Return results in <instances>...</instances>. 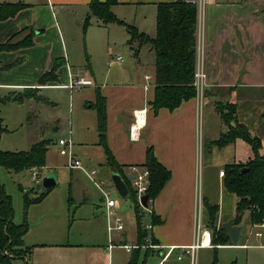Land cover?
Masks as SVG:
<instances>
[{"label":"crops","instance_id":"1","mask_svg":"<svg viewBox=\"0 0 264 264\" xmlns=\"http://www.w3.org/2000/svg\"><path fill=\"white\" fill-rule=\"evenodd\" d=\"M27 1L29 3L26 9L21 10L15 17L7 19L9 20L7 23H11L12 26L4 39L0 40L6 42L16 33L18 34L16 38L19 40L33 34V45L14 51V56L8 61L1 60L2 53L6 52L0 50V88L9 90L8 93L0 92V95L5 96L13 91L22 92L25 88H38V95V92L46 87L68 88L74 79H89L92 84L87 86L100 88L106 96L107 142L116 160L125 165L123 172L128 177H132L129 167L143 166L147 148L153 147L157 159L170 169L171 178L160 194L150 203L152 214L143 209L149 214L148 225H145L149 234L148 239L152 238L156 241V247H149L151 249L149 252L146 247H141L139 257H143V264H180L178 262L185 259L188 260L187 264H193L195 255L199 256L203 249L212 247L217 249L221 246L233 245L234 243L215 247L211 243L209 246L196 248L193 254L187 252V248L196 242L200 230L211 231L208 226L210 217L206 207L207 202L218 206L216 221L218 227L229 219L235 220L237 216L239 199L225 188V174L221 175L220 172L230 164L246 163L253 156V152L250 144L242 138H237L234 142L222 147L215 143L229 129L217 110V104L227 102L237 104L236 118L248 126L246 122L248 119H243L238 113V108L245 102H253L255 99H258L259 103H264V0H208L206 2L200 13L197 29L196 67L199 66L205 75L203 97L198 94L193 82L196 90L195 96L184 100L174 110L167 108L155 110L153 106L156 87V54L153 74L144 71L147 68L141 63L140 58L144 45L149 43L141 47L135 44L137 47L135 52L128 43L130 35L126 27L121 25L127 34V43L143 66L141 70L137 68L131 77L128 74L119 73L117 77H114L109 70L104 81H101L99 85L94 71L87 70L85 75L79 72L73 73L74 57L67 52L58 18L52 16L56 14L58 6L73 8L74 17L84 20L89 12L90 0H39L34 2L0 0V4L3 2L27 3ZM159 2L164 1L118 0L111 10L118 18L129 21L130 19L124 13L123 5L134 7V5L152 3L156 7V27L154 29L150 31L142 21L136 19L133 23L125 22L136 26L139 31L154 38L157 34V4ZM47 18L51 19V26L54 29L52 38V34L48 35L45 29ZM92 18L96 19L98 25L106 28L115 24L104 23L95 16ZM114 30L117 31L116 28H113ZM109 32L111 34V28ZM58 43L60 47H57ZM151 51L155 53L153 47ZM57 58L64 60L63 65L57 70L58 80L41 84V77L51 70ZM9 64L13 66L9 68L7 66ZM120 79L123 80L118 81ZM96 88L92 95L95 101ZM205 98L206 101H203ZM141 110L143 112H140ZM260 111L264 112L263 109ZM260 117H264V113ZM257 121L259 125L264 122L263 119L259 120V115ZM134 124L138 127L135 139H132L130 131ZM248 128L254 135L260 134L259 137L262 140L260 152L264 154L263 128L258 127L254 129L255 131H252L249 126ZM95 142L100 144L98 119L97 141ZM74 152L77 155L79 151ZM102 160L108 165L106 156H103ZM71 169L84 170L94 182L102 194L107 220L105 199L94 178L102 180L105 187L110 190L114 185H108L105 175L97 168L91 169L96 170L93 178L90 176L91 170ZM110 170L112 171L111 167ZM69 203H73L72 198L69 199ZM120 208L121 205L118 212ZM247 212L249 213V211L241 213V222L237 223L242 226L239 242L244 236L243 221ZM56 214V210L51 212V216ZM153 215L157 217L156 223L152 222ZM30 216L32 218V210ZM45 217L46 214L32 218L33 225L40 226ZM150 224L152 228H148ZM105 227L109 245L101 251L105 261L107 260L106 264H111L114 232L109 233L108 227ZM252 227L264 229V224ZM246 228L248 230L251 228L250 223L246 224ZM49 229V232H40L37 239L29 243L31 246L26 242L29 231L24 236L25 246L32 247L31 264H101L95 256L86 254L89 248H101V244L86 245V243L62 241V237L57 234L55 228ZM256 234L262 236L263 233L257 231ZM134 243H137L136 239ZM126 251L129 252L127 249Z\"/></svg>","mask_w":264,"mask_h":264},{"label":"rangeland","instance_id":"2","mask_svg":"<svg viewBox=\"0 0 264 264\" xmlns=\"http://www.w3.org/2000/svg\"><path fill=\"white\" fill-rule=\"evenodd\" d=\"M27 3L29 2L27 1ZM123 9L126 17L130 19L129 21L123 19L124 21L129 23H133L135 19L142 21L150 31L156 27V7L152 3L134 5V7L123 5ZM72 10L73 8L57 6L56 14H52V16L58 18L63 30L67 52L71 57H74V74L79 72V74L85 75L87 70L94 71L99 85L101 81H104L109 70L114 77H117L118 73L128 74L131 77L137 68L141 70L144 65L147 68H143L144 71L153 74L155 53L151 51L152 44L149 43L143 47L140 55L142 65L127 43V34L120 24H111L106 28L98 25L96 19L92 18L90 24L84 28L85 19L75 18ZM7 22H9L7 19L0 20V39H4L12 26ZM109 28H111V34ZM113 28H116L117 31H113ZM45 29L48 35L52 34V38L54 29L51 26L50 18H47ZM14 35L13 41H20L16 38L18 34ZM1 41L0 43H5V41ZM57 47H60L59 43ZM21 48L25 47L10 51L4 50L6 53H2L1 60L8 61L10 57L14 56V51ZM118 56H122L123 60L118 61L116 59ZM12 64L7 66L11 68ZM2 81L4 80L2 79ZM95 88L96 86H83L77 90L69 87H46L38 92L41 98L33 96L22 103L16 101L0 103V118L3 119V124L8 129L2 134L1 150L27 151L35 143L44 140L50 141L46 165L36 167L39 170L40 183L32 180V171L30 170L14 172L4 166L0 167V180L12 197L15 210L14 221L22 223L26 218L29 224V234L26 238L28 244L35 241L40 232L48 231V228H50L49 230L55 228L57 234L62 237V241L86 243V245L101 244V248L91 247L86 254H91L101 264H106L107 260L105 261L101 249L108 247L109 241L106 236L107 228L105 226L108 227V224L105 219L102 194L84 170L71 169L67 165L68 156L61 154V147L58 143L60 139H71L74 151L80 152H77V157L82 160L85 170L99 169L105 175L108 185L113 186L112 171L102 160L103 156L107 158V154L103 146L100 144L99 146L95 142L97 141V113L95 108L91 107L95 101V98L92 97ZM6 89L0 88V92L8 93L9 90ZM203 101H206V98ZM263 106L264 103H259L258 99H255L253 102H245L238 108V113L242 115L243 119H248L246 122L252 131L258 127H262L264 131V122L259 125L257 121L258 115L259 120H264V117H260L264 113L260 111L264 110ZM225 111L229 114L230 108L226 107ZM231 121L233 126L239 122L238 120V122ZM46 177H55L57 185L48 192L49 195L47 194L48 196L46 195L47 197L42 202L31 204L25 214V194L27 193L29 198L33 199L44 193L46 188L43 186V180ZM111 193L120 201L119 213L122 214L125 222L124 233L114 232L113 234L114 248L111 250V264H129L132 254L127 252L122 245L130 244V242L135 244L137 236L135 201L131 196L121 197L115 187H112ZM70 198L73 200L72 204L69 203ZM31 210L33 219L46 214L40 226L33 225L30 216ZM54 210L57 214L51 216V212ZM148 215L144 211L141 219L144 226L148 225ZM249 220L250 213L247 212L243 221L244 236L238 244L221 246L217 249L213 247L203 249L199 256L195 255L193 264H213L215 257L217 258L215 264H264V229L253 228ZM248 223L251 226L250 231L246 228ZM257 231H262V236H258ZM29 246L31 245L29 244ZM178 263L187 264L188 260L185 259ZM14 264H25V260L17 258L14 260ZM137 264H143L142 256L139 257Z\"/></svg>","mask_w":264,"mask_h":264},{"label":"trees","instance_id":"3","mask_svg":"<svg viewBox=\"0 0 264 264\" xmlns=\"http://www.w3.org/2000/svg\"><path fill=\"white\" fill-rule=\"evenodd\" d=\"M118 0H90L89 12L85 18L86 28L93 16L104 23H118L126 27L130 38L128 43L136 52L137 46L150 43L156 54L155 71V97L153 106L155 110L167 108L176 109L184 100L195 96L196 90L193 85L194 74L197 65L198 52V7L187 0L164 1L157 4V34L154 38L149 37L139 29L118 18L111 10ZM28 7L25 2H3L0 4V20L14 17L20 10ZM13 35L7 42L0 43V50L10 51L20 47L33 45V34H30L20 41H13ZM64 60L57 58L50 71L46 72L40 79L41 84L48 81H57V70L63 65ZM7 68V67H6ZM38 88H25L22 92H10L8 95H0V103L8 101L24 102L30 97H39ZM97 112L99 143L103 146L107 154V163L113 172H119L124 177L129 195L135 201V215L137 218V238L136 244L139 246L155 244L151 238L148 241V230L142 225L141 219L144 210L137 201L136 193L131 187L129 177L123 172L125 165L120 164L113 155L108 142V117L106 96L100 88H96V101L91 104ZM226 107L229 109L227 114ZM225 109V110H224ZM217 110L222 116L229 129L223 133L216 144L220 147L234 142L237 138H242L250 144L253 156L246 163L230 164L224 173L225 188L238 197L236 223L241 222L240 214L245 211L250 213L251 226L264 224V154L260 152L262 140L258 135H253L244 123L238 122L236 118L237 104L227 103L217 104ZM231 120H235L236 126L231 125ZM7 127L0 118V142L2 134L7 131ZM50 141L44 140L33 144L27 151H4L0 149V167L4 166L14 172H22L33 167H44L47 160L48 145ZM150 171V184L148 194L155 199L171 178V171L164 166L155 156L153 147L146 150L145 162L142 164ZM45 189L41 195L31 199L25 194V214L28 207L33 203L42 201L48 192ZM209 212V228L212 232V244L218 245L233 244L226 229L221 225H216L218 206L206 203ZM15 210L11 195L7 192L5 185L0 180V264H14L17 258H23L25 264H31L32 247H26L24 236L29 231V224L26 218L22 223H16ZM157 217L153 215L152 222L156 223ZM141 248H135L129 264H137ZM151 250L147 248V252ZM7 252V253H6ZM146 252V255H147ZM145 255V256H146ZM216 257L213 264L216 263Z\"/></svg>","mask_w":264,"mask_h":264},{"label":"built area","instance_id":"4","mask_svg":"<svg viewBox=\"0 0 264 264\" xmlns=\"http://www.w3.org/2000/svg\"><path fill=\"white\" fill-rule=\"evenodd\" d=\"M188 2H192L197 5L198 7V19L200 18V13L203 11V8L208 0H187ZM118 60H122V56L117 57ZM205 75L203 73V70L200 69L199 66L196 67L195 74H194V85L198 90V94H200L201 97H203V79ZM92 81L86 78H77L71 81V84L69 85L72 89H78L83 86L91 85ZM140 112H143L141 110ZM137 124H134L131 126L130 136L132 139H135L136 136V130H137ZM59 145L61 147V154L68 156V166L70 168H83L82 160L79 159L76 155V153L73 150V141L71 139H60ZM130 174L132 176L130 180L131 187L133 191L136 193L137 201L140 204V206L147 211L148 213L152 214V210L149 207L150 203L152 202V198L148 199V206L145 207L142 204L141 198L148 194V188L150 184V171L145 166H137L132 165L129 167ZM32 171V180L40 183L39 181V170H37L36 167L31 168ZM225 170H222L220 172L221 175H224ZM96 174V170L93 169L90 171V176L93 178ZM94 181L98 187L101 188L103 197L105 199V206H106V217H107V224H108V231L109 233L112 232H123L125 230V222L123 216L118 212V208L120 207V201L119 199L113 197L111 190L109 188L105 187V184L102 180H98L94 178ZM148 228H152V225L150 224ZM151 239H148L150 241ZM212 243V234L209 230H200V233L198 234V238L196 242L187 248V252L193 254V251L200 247V246H209ZM124 248H126L129 252L133 251L135 248H141V247H150L155 248V244L149 243L148 245L139 246L138 244H123ZM7 253V252H6ZM181 258V257H180Z\"/></svg>","mask_w":264,"mask_h":264},{"label":"water","instance_id":"5","mask_svg":"<svg viewBox=\"0 0 264 264\" xmlns=\"http://www.w3.org/2000/svg\"><path fill=\"white\" fill-rule=\"evenodd\" d=\"M130 179L132 177H129ZM111 179L113 182V185L118 192V194L121 197H127L129 195V189L127 187L126 181L124 178L121 176L120 173L118 172H112L111 174ZM57 185V180L55 177H46L43 180V186L46 189L52 188ZM148 199H149V194H145L142 198V204L147 207L148 204ZM242 217V214L240 215ZM222 226L226 229V231L229 234V237L234 244H238L241 234H242V226L237 224L235 220L229 219L225 222L222 223Z\"/></svg>","mask_w":264,"mask_h":264}]
</instances>
